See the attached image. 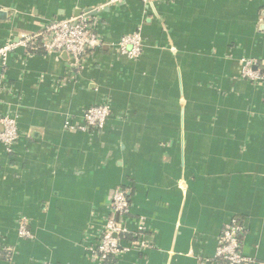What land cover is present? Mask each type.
<instances>
[{"label": "crops", "instance_id": "crops-1", "mask_svg": "<svg viewBox=\"0 0 264 264\" xmlns=\"http://www.w3.org/2000/svg\"><path fill=\"white\" fill-rule=\"evenodd\" d=\"M107 1L0 0V47ZM97 16L101 45L80 65L24 47L0 63V114L22 134L0 145V264H227L233 219L264 264V80L241 78L243 59L264 77V0H121ZM139 30L143 55L122 57L115 44ZM103 103L104 130L66 129ZM117 188L150 248L103 263L89 248Z\"/></svg>", "mask_w": 264, "mask_h": 264}, {"label": "built area", "instance_id": "built-area-1", "mask_svg": "<svg viewBox=\"0 0 264 264\" xmlns=\"http://www.w3.org/2000/svg\"><path fill=\"white\" fill-rule=\"evenodd\" d=\"M109 0L104 6L83 11L78 16L66 19H55L47 23L38 33H25L19 42H9L0 47V63L8 66L9 58L18 48H40L49 54H67L73 65H80L83 58L91 50L100 47L102 35L99 32L97 14L104 8L120 2ZM148 3V0H143ZM118 52L122 57L137 60L144 53V38L142 32L136 31L123 36L117 44ZM241 78L249 82L263 81L264 77L255 70L257 63L243 59ZM112 115L111 106L103 103L88 106L79 123H66V129L73 132L88 133L92 130L105 129ZM18 116L0 114V145L12 152L14 146L21 140ZM111 215L107 218L99 240L95 246L89 248L90 254L105 263L111 258H118L134 250L145 251L150 248L145 238L144 218L138 219L139 228L130 230L127 221L131 218L132 203L129 193L124 188H117L113 192L110 204ZM20 238L33 239L26 222L19 224ZM243 227L239 220L233 219L223 229L218 239L217 258L227 264H255V259L245 255L243 251Z\"/></svg>", "mask_w": 264, "mask_h": 264}, {"label": "water", "instance_id": "water-1", "mask_svg": "<svg viewBox=\"0 0 264 264\" xmlns=\"http://www.w3.org/2000/svg\"><path fill=\"white\" fill-rule=\"evenodd\" d=\"M81 13H82V12H81ZM81 13H80V14H81ZM64 55H66V56L68 57V55H67V54H64Z\"/></svg>", "mask_w": 264, "mask_h": 264}, {"label": "trees", "instance_id": "trees-1", "mask_svg": "<svg viewBox=\"0 0 264 264\" xmlns=\"http://www.w3.org/2000/svg\"><path fill=\"white\" fill-rule=\"evenodd\" d=\"M111 259H112V258H111ZM109 260H110V259H109ZM109 260H108V261H109ZM105 263H106V262H105Z\"/></svg>", "mask_w": 264, "mask_h": 264}]
</instances>
